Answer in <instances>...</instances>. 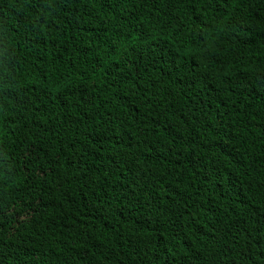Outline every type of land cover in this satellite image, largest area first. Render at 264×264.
I'll return each instance as SVG.
<instances>
[{"label":"trees","instance_id":"obj_1","mask_svg":"<svg viewBox=\"0 0 264 264\" xmlns=\"http://www.w3.org/2000/svg\"><path fill=\"white\" fill-rule=\"evenodd\" d=\"M0 264H264V0H0Z\"/></svg>","mask_w":264,"mask_h":264}]
</instances>
